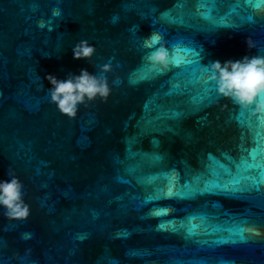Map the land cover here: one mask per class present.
Listing matches in <instances>:
<instances>
[{
  "label": "water",
  "instance_id": "1",
  "mask_svg": "<svg viewBox=\"0 0 264 264\" xmlns=\"http://www.w3.org/2000/svg\"><path fill=\"white\" fill-rule=\"evenodd\" d=\"M256 2L0 0V179L12 166L30 205L0 210V264H264V237L242 233L264 228V156H250L264 119L199 71L264 55ZM152 33L187 61L153 70ZM80 39L90 60L72 57ZM109 62L106 102L74 118L49 102L46 74Z\"/></svg>",
  "mask_w": 264,
  "mask_h": 264
},
{
  "label": "clouds",
  "instance_id": "2",
  "mask_svg": "<svg viewBox=\"0 0 264 264\" xmlns=\"http://www.w3.org/2000/svg\"><path fill=\"white\" fill-rule=\"evenodd\" d=\"M253 8L257 13L264 12V0H257ZM60 15L59 8L52 9V17ZM37 27L51 31L52 20L41 19L37 22ZM162 40L158 33H152L143 43V47L148 49L143 59L150 67L158 68L161 72L169 68L174 57V52ZM245 43L248 49L255 47L250 38H246ZM71 51L73 59L90 60L95 46L86 39H80L73 44ZM111 68L110 62L99 65L95 73L81 68L78 74L68 73L63 79L54 74H46L44 79L50 85L47 89L49 102L69 118L76 116L80 105L97 98L106 102L111 92L106 73ZM199 71L207 81L214 82L217 95L230 99L243 109L251 108L253 115L264 119V55H244L239 59L223 62L212 60L207 65H201ZM38 79L41 80L39 75ZM6 176L7 179H0V210L6 219H27L30 205L24 199L23 182L12 166L7 169ZM243 230L250 237H264V228L257 225L246 224ZM22 238L30 239L31 234H25Z\"/></svg>",
  "mask_w": 264,
  "mask_h": 264
},
{
  "label": "snow or ice",
  "instance_id": "3",
  "mask_svg": "<svg viewBox=\"0 0 264 264\" xmlns=\"http://www.w3.org/2000/svg\"><path fill=\"white\" fill-rule=\"evenodd\" d=\"M247 3L251 4L252 3V0H247ZM206 19H211L210 16H206L205 17ZM178 52L180 51H184V49H177ZM187 61V59H181L180 56H175L173 57L172 61H171V64H174L176 66H179L181 65L182 63H185ZM155 68H153L154 70ZM243 115V113H241V116ZM256 136L258 137L257 140H256V144H257V147L254 148L252 150V152L250 153V156L253 160L256 159L257 155H262L264 156V125H262V131L260 132H257L256 133ZM242 233H245L244 230L242 229Z\"/></svg>",
  "mask_w": 264,
  "mask_h": 264
}]
</instances>
